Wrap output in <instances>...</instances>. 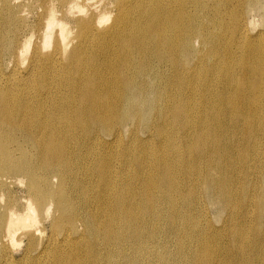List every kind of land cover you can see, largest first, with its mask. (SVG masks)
<instances>
[{"label":"bare ground","instance_id":"bare-ground-1","mask_svg":"<svg viewBox=\"0 0 264 264\" xmlns=\"http://www.w3.org/2000/svg\"><path fill=\"white\" fill-rule=\"evenodd\" d=\"M0 264H264V0H0Z\"/></svg>","mask_w":264,"mask_h":264},{"label":"rangeland","instance_id":"rangeland-1","mask_svg":"<svg viewBox=\"0 0 264 264\" xmlns=\"http://www.w3.org/2000/svg\"><path fill=\"white\" fill-rule=\"evenodd\" d=\"M253 19H254L253 27L258 29L261 25V17L259 15H255L253 16ZM15 192H17L16 194H18V193H21V190L16 189ZM46 232H50L49 228L46 229Z\"/></svg>","mask_w":264,"mask_h":264}]
</instances>
